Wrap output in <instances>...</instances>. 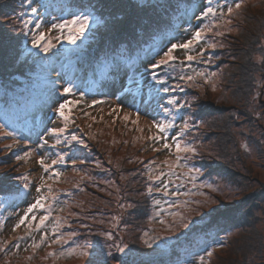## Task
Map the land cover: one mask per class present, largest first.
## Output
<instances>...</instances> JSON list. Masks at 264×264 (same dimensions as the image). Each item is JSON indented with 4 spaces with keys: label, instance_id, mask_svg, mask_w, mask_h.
<instances>
[{
    "label": "rangeland",
    "instance_id": "obj_1",
    "mask_svg": "<svg viewBox=\"0 0 264 264\" xmlns=\"http://www.w3.org/2000/svg\"><path fill=\"white\" fill-rule=\"evenodd\" d=\"M22 2L27 4L23 0ZM107 2L108 0H96L95 4L105 6ZM11 4L12 0L5 6L10 7ZM227 7L221 10L226 13ZM261 8L264 9V0L256 1L250 16L262 14V12L257 13ZM46 10L41 7L39 12L42 14ZM21 11L19 9L20 13ZM51 14L55 13L49 11L42 16L44 22H47L42 27L47 26L44 30L54 47L49 52H43L39 48H33L32 42L23 43L27 46L25 52L29 51L32 55L50 54L45 55L42 61L45 65L51 66L52 74L42 69L34 70L37 75H34L36 76L34 84L37 82L36 86H39L37 80H40L41 85H45L50 93H54L53 101L47 107L45 103L36 106L42 112V126L27 134L30 129L18 126L16 121L8 122L2 117L0 119V177L5 182L10 181L8 190L2 191L4 185L1 187L0 196L7 198L8 203L15 201L14 207L7 212H4V208L0 209V264H100L102 252L113 254L115 259L110 260V264H169V262L182 264L186 260L188 262L185 264H199L200 257H205L206 264H231V261L234 264H264V79L262 78L264 71H260L256 76V91L249 106L252 108L248 110L241 106L236 110L237 114L239 110L243 113H239L241 125L233 126L234 133L237 137L236 142L240 145L241 159L247 161L246 171H237L245 184L241 180L242 187L237 188L234 185L235 175L231 172H235L233 169L228 171L233 176L227 175L226 171L225 174L220 172L213 174L207 164H215L210 162L217 158L216 140L219 139L220 145V139L225 140V137L229 138L234 134L229 132L226 135L225 130L222 133L220 129H212L210 124L215 121L214 107L204 104L203 111L195 106L194 113L187 116V119L194 118L193 123L197 125L196 141L192 144L185 138L187 130L192 126L188 129L183 127L186 123H184L186 105L179 110H177L178 104L169 105L168 100L173 98L172 96L148 102L145 110L148 111L149 117L146 116L143 108L133 107L134 103L136 105L135 101L140 99L133 98L134 102L127 104L117 101L113 96L119 95L120 91L115 88L113 80L107 78L99 80L102 92L97 97L81 95L79 90L77 92L74 90L70 95L65 94L63 92L66 87L63 81L65 75H56L61 74L58 72L61 65L54 64L53 61L57 60L55 57L61 52L75 53L72 56L80 57V52L86 47L101 41L99 32L108 21L94 18L84 38L73 45L66 39H58L61 33L53 29L52 25L62 23L64 20L52 17ZM235 15H232V19ZM33 18L37 24V18ZM198 18L205 22L199 23L195 30L209 25L207 17L201 15ZM214 18L216 17L210 16V19ZM237 23L236 19L237 27L229 28L227 35L231 40L224 47L226 51H221L227 52L223 57L218 50L220 46L218 40L222 35L217 36L216 47L211 49L208 44L214 42L206 38V32L205 40L195 45L190 53L182 49L173 53L177 59L172 67L162 66L156 70L165 72L164 77L172 80L178 79L176 71L184 77L191 76L195 72L194 79L189 84L196 85L197 89H193L192 92L187 91L180 96L181 99L192 94L200 104V101L205 99V93H209L214 102L217 99L222 101L223 96H227L223 92L224 81L239 70L238 63L231 55L233 45L241 30L247 27L245 21L241 24ZM224 31L223 28L221 32L224 34ZM66 32L67 30L65 35ZM30 36L32 35L28 34L29 38ZM191 36L175 43L185 42ZM212 50H217L214 60H212ZM201 51L204 53L203 56H198V52ZM188 54L196 56L197 59L188 62L186 60ZM257 61L261 62L262 59L258 58ZM197 63L211 65L214 68L207 67L203 72L204 76H198L196 73L201 72L197 68ZM106 70L103 68L102 72ZM0 76L5 78L2 73ZM114 80L119 82L120 79ZM49 81L57 83L51 85ZM180 83L182 82H173L177 89L180 88ZM200 83L202 86H198ZM3 86L4 82L0 79V87ZM65 99L75 100L76 103L69 106L71 112L67 114L70 119L65 131L59 134L61 143L57 144V136L52 133V129L65 128L64 118L56 111ZM154 106H157L158 110L153 112ZM165 107L171 111L165 112L163 110ZM23 109L31 111L34 108L30 107V103H24ZM24 120L26 118L20 122L21 125ZM29 120L33 122V118ZM168 121H172L174 127L167 132H160L156 124ZM76 127L80 128V132L71 133L70 130ZM73 136L77 139H72ZM86 136L90 138L87 141ZM256 141H260L257 147L252 146V142ZM177 143L182 147L191 146L195 151L177 152ZM71 144L80 147L86 145L88 149L83 153L79 148L80 152L71 156L69 153L71 150H60ZM165 144L169 147H165ZM103 146L107 149L101 154L104 151ZM79 154L81 156H78ZM61 155L64 156L65 162L52 165L47 172L39 163L43 157L46 164H51L52 160L58 159ZM134 164L143 170L140 172L141 189L137 187L138 190L134 186H131L130 190L127 185L128 182H133L132 176L139 174V171L134 169ZM211 167L214 168L212 165ZM234 167L235 170L240 169L237 165ZM55 172H60L61 175L56 177ZM42 183L44 187H41ZM149 188L152 189L151 192ZM250 194L254 195L252 200L258 204L256 215L260 217L259 222H255L253 235L239 230L225 232L228 230V227H224L226 223H220V227L217 226L219 228H215L209 238H206L209 232L203 236L200 230H197L196 226L202 225L208 219L205 218L206 216L227 206L243 203ZM40 195L47 198L46 207L27 213V209ZM132 196H135L137 203ZM147 199L149 209L144 214L143 207L139 208L144 202L147 203ZM156 201L160 203L157 204ZM26 213L27 220L17 228L16 225ZM41 216H48V219L44 225L38 227ZM185 223L189 227L185 228ZM109 232L112 234L111 239L107 235ZM60 237H63L60 242H54ZM246 237L252 239L256 247L254 251H250L251 249L246 251L249 254L245 261L241 248L245 244L243 241ZM134 239L136 242L133 241ZM213 240L220 241L209 245ZM33 244L38 246L33 247ZM114 245L124 247V251L118 252ZM199 246H203L201 253ZM72 248L76 249V252L69 255L68 250ZM174 248L179 249L180 256H167L174 253L172 252ZM81 251L85 254L80 255ZM207 251H213L210 258L206 256ZM52 253L55 255H51Z\"/></svg>",
    "mask_w": 264,
    "mask_h": 264
},
{
    "label": "trees",
    "instance_id": "obj_2",
    "mask_svg": "<svg viewBox=\"0 0 264 264\" xmlns=\"http://www.w3.org/2000/svg\"><path fill=\"white\" fill-rule=\"evenodd\" d=\"M0 1L2 3L0 5V73L5 76V78L0 76V79L4 82V86L0 87V119L2 117V119L8 122L9 120L16 121L18 126L30 129L27 134L32 133L36 128L40 129V126H42V112L41 109L36 108V106H41L42 103H45L47 107L52 103V98L54 97V93H50L51 91H48L45 85H41L40 80H37L39 86H36L37 82L34 84V79H36L37 76L35 73L36 71H34L35 69H42L52 74L51 66L48 64L45 65V62L43 63L42 61L50 54L47 55L44 53V56L32 55L29 51L25 52L27 46L23 45V43H31L32 41V36L29 38L28 34L32 35L39 31L45 32L44 28H47V26L42 27V25L47 22H44L42 16L49 11L55 13L51 14L52 17H58L61 20L72 19L75 15L84 14L90 15L95 19H106L105 21H108L99 32V39L101 41L91 44L88 48L86 47L84 51L80 52V57L72 56L75 53L70 54L61 52L59 56L55 57L57 60L53 61L54 64H60V67H62H59L60 70H58L61 74L56 75H65L63 78V81L66 83L65 85L68 86V84L71 83L75 92L79 90L81 95L97 97L102 92L100 79L107 78V80H113L115 88L120 91L119 95L113 96L117 101H120L122 104H127L132 102L133 98L140 99V101H135L136 105L134 103L133 107H138L137 109L143 108L142 110L146 113V116H149L148 111L145 110L148 107V102L157 101V99L161 97L165 99L170 96L175 97L178 105H186L184 108V123L186 122L188 124V128L190 126H192V128H187L188 130L185 134V138L192 144L196 141L195 132L197 131V125L193 123L194 118L191 119L188 117L187 119V116L194 113L195 106H197L198 109H202L204 104L214 107L215 110L213 114L215 116V121L211 123L210 126L213 130L220 129L222 133L223 130H225L226 135H228L229 132L231 134L235 132L233 126L241 125L242 120H240L239 113L241 114L243 111L239 110L237 114L236 110L238 107L242 106L244 109L247 108L248 110L252 108L249 106L252 104L251 99L256 91V76L260 74V71H264V9L261 8V10L259 9L257 12H262V14L260 13L257 16L252 14L250 16L252 9L255 7V2L258 0H243L242 6L237 10H235L234 6L236 3H240L241 0H213L212 6L218 8V10L227 6H232L235 10L231 16H229L226 11L224 17L221 19L216 17L212 20L210 16L207 17V21L211 28V31H207L206 34L208 40L210 39L211 42L215 44L217 36H219L217 33H221L223 28L225 30V33L218 40V44L220 41L218 50L222 57L227 52L223 53L221 51H226L224 47L228 45L231 40L230 36L227 35L229 28H231V26L232 29L233 27H237L235 25V20H238L237 24H241V22L243 23V21H245L247 27L241 30L239 37L233 45L231 55L238 63L239 70L224 81L223 92H225L227 96H223L222 101L217 99L214 102V100L210 98L209 93H205V99L201 100L200 104L196 102L192 94L185 99L180 98V96L186 94L187 91L192 92L193 89H197V86L189 84L190 81L186 78L182 79L181 77L184 76L178 71H176L178 79L172 80L166 78L167 83L165 85L156 84L151 79V64L154 60H157L160 55H163V52L166 51L165 49L170 47L172 43L180 42L187 36L192 35L191 33L195 30V27L198 26L199 23L205 22V20H201V18L198 17L202 15V11L208 6L207 0H145L143 2L137 0H108L105 6H100L99 3L95 4L96 0H32L31 4L28 3V0H23L27 4H23L22 0H12L10 7L5 6V4L11 0ZM41 7L46 8V12L40 14L39 10ZM32 8H36L37 11L33 13L31 11ZM19 9L22 10L21 13ZM196 14L199 15L197 16ZM234 14H236L234 16L235 18L232 19V15ZM33 17H36L37 24L41 25L39 29L35 27L36 21ZM229 19H231L232 24L230 23L225 26L227 23L224 21ZM27 20L33 22L29 29L23 27V22ZM5 43H7V45H5ZM212 51V60H214L217 50ZM258 58L262 59V64L257 61ZM210 66L211 65L197 63V68L201 73L206 71V68ZM211 67L214 68V66ZM103 68L107 70L102 72ZM209 69L207 71H209ZM157 73L161 77L166 75L163 71ZM17 74L19 76H17ZM194 74L195 72H193L191 76L194 77ZM115 78L120 79L119 82L114 80ZM262 78L264 79V76H262ZM21 79H23V81ZM179 81L182 83L179 84L180 88L177 89L173 82ZM49 83L55 85L57 82L53 83L49 81ZM30 86L33 88H30ZM198 86H202V84L200 83ZM162 87H168L171 91L165 93L161 90ZM196 92L197 91H195V93ZM130 95H132V98H130ZM24 103H30V107L34 109L25 111L23 109ZM179 109L183 108L177 107V110ZM152 110L153 112L158 110L157 106H154ZM202 110L204 111V109ZM201 114L202 112L200 110V115ZM25 118L28 121L24 120L23 125H21L20 122ZM30 118H33V122L29 120ZM70 132H80V128H72ZM89 139L88 136L85 137L86 141ZM222 139H220V145L219 139L216 140L215 147L217 146V148H215V150H217V158L215 161L210 162L216 165L211 164L214 167L212 168L211 165L207 163L209 170L213 174L219 172L224 173L226 171L228 175V171L233 169L235 172H231L235 175L234 185L237 188H241L243 180L240 179V174H237V171H246L247 161L243 158L241 159L239 152L241 149L238 142H236L237 137L235 133L229 138L225 137V140ZM259 142L260 141L252 142V146L255 147L256 145L257 147ZM79 148H81V152H83L88 149V146L85 145L80 147L77 144H71L69 147H64L60 150H71L69 152L71 156L73 154H78V152H80ZM106 149L107 148H104L101 154H104ZM78 156H81V154ZM134 165V169L139 171V174L132 176L133 182H128L127 185L130 190L131 186H134L136 190L139 188L141 189V187H139V182L141 181L140 172L142 168L136 166V164ZM234 165H237L240 169L237 168L235 170ZM94 173L97 174L98 172ZM229 175L233 176L232 174ZM9 184L10 181L5 182V180L0 177V189L3 185V188L6 187V189L2 188V191L8 190ZM243 184H245L244 181ZM1 197L2 196H0V204L2 207L0 209L4 208V212H7L14 207L15 201L8 203L7 198ZM247 197L248 198L243 203L240 202L235 206H227V208L223 210L219 209L211 215L208 214L209 216L205 217L208 218L206 222L196 226L197 230H200L203 236L209 232L206 236V238H209L210 233L212 234L215 228L220 227V223H226L230 226L224 225V227H228V230H225V232L239 230L245 232V234L250 233L249 235H253V230L256 226L255 222H259L260 218L256 215L258 204L252 200L254 197L253 194L247 195ZM144 198L145 197L142 199L144 200ZM132 199L136 201L135 196H132ZM148 204L149 200L147 199V203L144 202L143 206L141 204L139 208L142 209L143 207L142 211H144V214L148 212ZM201 229L204 230L201 231ZM226 237L227 236H225V239H227ZM133 241L136 242L135 239ZM218 241L220 240H213L209 245ZM243 242H245V244L241 248V251L246 261V256L249 254L246 251L249 249H251L250 251H254L256 246L253 240H249L248 237H246ZM202 248L203 246H199V253H201ZM178 250L179 249L174 248V250H172L174 253L168 254L167 256H180ZM187 262L188 260L182 264ZM169 264H172V262H169ZM174 264L180 263L176 262ZM231 264H234V262L231 261Z\"/></svg>",
    "mask_w": 264,
    "mask_h": 264
},
{
    "label": "snow or ice",
    "instance_id": "obj_3",
    "mask_svg": "<svg viewBox=\"0 0 264 264\" xmlns=\"http://www.w3.org/2000/svg\"><path fill=\"white\" fill-rule=\"evenodd\" d=\"M242 2L243 0H241L240 3H236L235 4V9H239L242 6ZM28 3L31 4L32 0H28ZM207 7L205 10L202 11V16L203 17H218V18H223L224 17V12L222 10H218V8L213 7V0H207ZM31 11L33 13H35L37 11L36 8H32ZM234 12V8L232 6H228L227 7V14L229 16H231V14ZM94 18L91 17L90 15H75L72 19H68V20H64L62 23H56L52 25L53 29H57L60 31L61 35L58 37V39H66L70 44L75 45L77 43V41L81 40L82 38H84L85 33L88 31L90 24L93 22ZM99 21H97L98 23ZM225 23H231L230 20H226L224 21ZM33 22L31 20H27L23 22V27L24 28H29V25H31ZM36 28H40L41 25L40 24H36L35 25ZM65 30H67L66 35H65ZM207 31H211V28L209 25H204V27L201 28H197L194 32H192V36L190 39H187L185 42L182 43H172L170 45V47L167 48L166 51L163 52V55L161 56V58L158 61H155L151 64V79L158 85H165L167 83V80L165 77H161L158 75L157 73V69H160L162 66H169L172 67L173 66V62L176 61L177 57L174 56V52L178 49H182L185 50L186 52H191V50L193 49V47L195 45H198L202 40H205V34ZM217 35H223V33H217ZM32 46L33 48H39L41 51L43 52H49L53 47V43L51 41V39L48 38V36L46 35L45 32L43 31H39L37 33H33L32 34ZM208 47L211 48H215L216 45L214 43H209ZM203 51L198 52V56H203ZM197 59L196 56H193L191 54H188L186 56V60L188 62H191L193 60ZM196 75L198 76H204V73H196ZM182 79L186 78L189 81L193 80L194 77L192 76H188V77H181ZM161 90L165 93H168L169 91H171V89H169L168 87H162ZM74 91V87L71 83L68 84V86L64 87L63 92L65 94H72ZM76 103L75 100H68L65 99L63 103H60L58 108L56 109L57 112H59L60 116L64 118L65 121V128H53L52 129V133L54 135L57 136V144L61 143V141L59 140V134L62 133L63 131H65L66 127H67V123L70 119V116L67 113L71 112V108L69 107L70 105H74ZM177 100L175 97L171 98L168 100V104L169 105H177ZM184 105H179V107H183ZM67 110V112H66ZM165 112H170L171 110L167 107H165L163 109ZM125 119H128V117H125ZM156 127L158 128V130L160 132H167L168 129L174 127V124L172 121H168L165 123H157ZM185 129L188 128V124L185 123L183 126ZM72 139H77L75 136L72 137ZM153 139H158L157 137H153ZM81 143H83L82 141H80ZM45 143H47V141H45ZM165 147H169V145L165 144ZM245 147H247L245 145ZM176 150L177 152H194L195 148L191 147V146H185L182 147L179 143L176 144ZM26 155H31V154H26ZM65 162V158L64 156H59L58 159L52 160L51 164H46L45 160L43 157H41L39 163L41 164V166L44 168V170L47 172L50 170V168L52 167V165H56V164H60V163H64ZM54 175L56 177H59L61 175L60 172H55ZM160 177L158 176L157 179H159ZM25 187H27V185H25ZM41 187H44L43 183L41 184ZM166 188V186H165ZM161 191H163L164 189H160ZM49 191H51V189L49 188ZM152 189L149 188V192H151ZM47 198L43 195H40L35 203L31 204L30 207L27 209V213H32L35 209H43L46 207L45 205V200ZM157 204L160 203V201H156ZM27 213L25 214L24 217H22L19 221V223L16 225L17 228L20 227L21 224H24L25 221L27 220L28 216ZM48 219V216H41L40 217V221H39V226L44 225V222ZM33 220H35V217H33ZM29 227H31V225H29ZM184 227L187 228L189 227V225L187 223L184 224ZM53 232H55V229H53ZM72 235H75V233H72ZM108 237L111 239L112 238V234L109 232L107 233ZM47 236V234L45 233V237ZM63 237H60L58 240L54 241V242H60V240H62ZM38 245L33 244V247H37ZM115 246V245H114ZM18 247V246H17ZM117 248L118 252H123L124 251V247L121 246H115ZM126 247V246H125ZM76 252V249L72 248L68 250V254L72 255ZM85 253L83 251L80 252V255H84ZM51 255H55V253H52ZM213 255V251H207L206 252V256L207 257H211ZM115 259V257L113 256V254L111 252L108 253H101V258H100V264H110V260ZM199 264H206L205 261V257H200L199 260Z\"/></svg>",
    "mask_w": 264,
    "mask_h": 264
}]
</instances>
